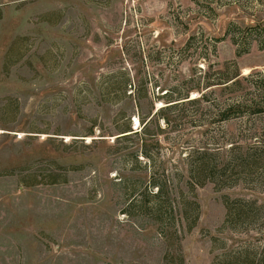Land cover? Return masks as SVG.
I'll return each instance as SVG.
<instances>
[{"label":"rangeland","instance_id":"obj_1","mask_svg":"<svg viewBox=\"0 0 264 264\" xmlns=\"http://www.w3.org/2000/svg\"><path fill=\"white\" fill-rule=\"evenodd\" d=\"M236 67L239 89L209 86ZM262 76L264 0H0V264L260 251L264 217L236 222L226 200L264 206V163L241 160L264 111L221 117Z\"/></svg>","mask_w":264,"mask_h":264},{"label":"trees","instance_id":"obj_2","mask_svg":"<svg viewBox=\"0 0 264 264\" xmlns=\"http://www.w3.org/2000/svg\"><path fill=\"white\" fill-rule=\"evenodd\" d=\"M256 28V27H252ZM249 77L241 76L240 71L236 67L233 72H231L226 77H219L218 82L211 85H219L224 88H232L239 89L244 80H247ZM260 83H264V76L260 78ZM254 91L253 94H240L236 98H233L232 102L229 104L228 108H226L222 112V121L229 120L232 117H236L241 112H248L251 114H257L264 111V87L260 85H254L252 82ZM199 89V88H197ZM201 96L194 99H189V93L187 92L183 96L179 98H173L172 96H165L166 103L168 105L163 106L160 110L155 114L163 113L167 109L172 106L178 105L180 103L185 102H198L199 100H203L207 97L206 93L202 90ZM131 131V130H128ZM126 131V132H128ZM241 160H245V163L250 162L249 165L254 166V170L264 163V142L260 141L257 144H253L246 149L244 154L241 156ZM200 169V170H199ZM197 170H193L189 168L188 170V183H190L191 179L196 178L197 175H200L199 171H204L205 167L199 168ZM250 173V172H249ZM251 174V173H250ZM204 182H199L197 185H202ZM155 186L158 187V191L155 193L156 196H160L162 193L161 185L154 183ZM229 199V198H228ZM226 207L229 210L228 214H232V217L236 222H246L249 224L257 223L263 219L264 214V206H258L256 201H249L245 199H235L232 202L226 200ZM196 211L198 204L195 202ZM198 218V212H195L193 224L189 227V229L193 228L195 225V221ZM232 254L234 263L237 264H264V247L260 251L250 250V248H243L240 251H236ZM229 261V260H228Z\"/></svg>","mask_w":264,"mask_h":264}]
</instances>
